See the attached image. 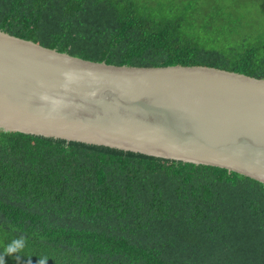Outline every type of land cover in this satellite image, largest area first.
<instances>
[{
	"label": "trees",
	"instance_id": "obj_1",
	"mask_svg": "<svg viewBox=\"0 0 264 264\" xmlns=\"http://www.w3.org/2000/svg\"><path fill=\"white\" fill-rule=\"evenodd\" d=\"M0 0V30L114 65L264 78V0ZM260 22L263 24L260 25ZM19 252L5 247L20 236ZM264 264V183L0 129L4 264Z\"/></svg>",
	"mask_w": 264,
	"mask_h": 264
},
{
	"label": "water",
	"instance_id": "obj_2",
	"mask_svg": "<svg viewBox=\"0 0 264 264\" xmlns=\"http://www.w3.org/2000/svg\"><path fill=\"white\" fill-rule=\"evenodd\" d=\"M0 129L264 183V78L212 66L96 62L0 30Z\"/></svg>",
	"mask_w": 264,
	"mask_h": 264
},
{
	"label": "clouds",
	"instance_id": "obj_3",
	"mask_svg": "<svg viewBox=\"0 0 264 264\" xmlns=\"http://www.w3.org/2000/svg\"><path fill=\"white\" fill-rule=\"evenodd\" d=\"M46 97H41V99H44ZM27 244V239L25 236H20L19 238L11 241L6 247H5V253L6 254H11L15 252L22 251ZM48 257L47 256H42L38 259L37 264H47ZM0 264H4L3 258L0 257Z\"/></svg>",
	"mask_w": 264,
	"mask_h": 264
},
{
	"label": "rangeland",
	"instance_id": "obj_4",
	"mask_svg": "<svg viewBox=\"0 0 264 264\" xmlns=\"http://www.w3.org/2000/svg\"><path fill=\"white\" fill-rule=\"evenodd\" d=\"M244 1L246 3V8H244V11L246 12L248 10H251L253 8L254 3L251 2V0H244ZM260 25L263 26V24L261 22H260Z\"/></svg>",
	"mask_w": 264,
	"mask_h": 264
}]
</instances>
